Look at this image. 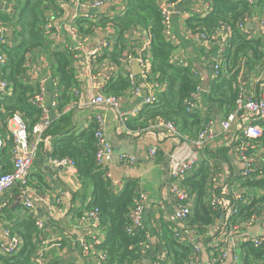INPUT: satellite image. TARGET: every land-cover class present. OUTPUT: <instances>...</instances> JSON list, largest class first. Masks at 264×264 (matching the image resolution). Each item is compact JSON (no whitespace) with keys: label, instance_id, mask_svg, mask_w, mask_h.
<instances>
[{"label":"trees","instance_id":"obj_1","mask_svg":"<svg viewBox=\"0 0 264 264\" xmlns=\"http://www.w3.org/2000/svg\"><path fill=\"white\" fill-rule=\"evenodd\" d=\"M171 1L179 3L177 5L182 2ZM206 1L211 5V11L207 15H193L187 19L186 23L194 33L203 31L210 34L215 32L221 24H226L232 33L226 48L222 74L218 78H210L208 90L203 93L212 114L215 113L213 106H216L219 113H226L235 105L237 90L234 84L242 67L246 70L252 69L262 55L261 40L247 37L246 33L239 28V22L253 17L254 13L263 12L264 0H258L254 4H249L245 0ZM7 2L9 8L6 11L0 10V23L4 29L9 26L16 30L13 36H6L7 43L0 46V50L7 57L6 66L2 68L1 74L11 85V93L0 96V134L5 138L9 134L7 127L9 115L16 112L23 114L29 129H32L42 116V108L34 104L32 100L39 88L35 89L34 85L32 87L28 85L31 84L28 60L38 49L46 50L55 69L61 88L58 96L61 105L63 100L69 99L66 92L77 82L72 67L71 52L48 46L49 19L46 14L57 11L55 1L7 0ZM160 5L161 0H126L125 9L121 15H103L99 21L93 17V19L82 17L76 21L75 26L81 36L94 32L98 26L114 28L118 47L110 57L117 62L121 53L126 50V34L132 30H147L150 37V69L154 77L151 80L160 84L164 83L167 89L158 93L157 103L145 106L141 121L130 119L126 125L130 129L143 130L150 126L151 119L165 118L174 121L184 136L195 138L204 119L198 111L187 112L186 102L197 87L203 85V77L194 74V67L190 63L184 66L172 61L176 45L165 37ZM130 86L129 76L119 75L106 87L108 94L123 95ZM262 125L264 126V121ZM97 129L98 124L93 121L89 128L81 132L73 131L71 128L61 135H54V149L51 156L72 159L82 182L93 185L92 200L86 210L98 209L99 226L105 229L106 235L103 241L93 244L95 250L106 253L107 259L103 264H145L144 261L147 258L152 260V264H189L196 256L193 248L195 242L181 241L171 224H165L161 231L144 227L128 232L131 224L129 212L140 191L138 190L139 182L129 178L121 190L114 189L105 176L108 164L97 161L99 148L96 139ZM7 141L8 144L4 148L0 162L3 163L6 160L10 164L11 140ZM262 141L264 142V135ZM224 150L215 151V166L219 165V160L230 163V158L225 155L226 149ZM9 171L11 168L0 174ZM212 172L210 161L205 158L199 169L185 180V184L196 195L189 224L203 229L213 224L220 215L205 199ZM243 186H249L253 196L239 204L238 211L233 216L234 220L251 216L259 201H264V195L258 199L255 193V190H264V179L244 183ZM181 229L183 228L179 229L180 232ZM11 230L22 239L23 245L20 252L14 256L0 254V263L37 264L32 262L37 252L36 238L39 236L36 220L33 217H27L14 225ZM153 233L158 235L162 244L161 246L156 244L152 250L145 249L146 244L150 245V235ZM218 234L221 235V232L219 231ZM243 247L244 264H264V243L260 247H255L252 242L245 241ZM211 258L214 259V255Z\"/></svg>","mask_w":264,"mask_h":264},{"label":"crops","instance_id":"obj_2","mask_svg":"<svg viewBox=\"0 0 264 264\" xmlns=\"http://www.w3.org/2000/svg\"><path fill=\"white\" fill-rule=\"evenodd\" d=\"M54 1L57 14L51 17L53 28L48 31V46L64 51L67 50L68 45H74V50L70 52L77 82L66 92L69 99L63 100V105H61L62 103L58 99L61 88L46 50L38 49L36 53L30 56L28 64V74L30 76H28L31 79V84L28 85L31 87L34 85L35 89L46 87L49 92H52L53 98L56 87L59 101L58 107L52 106L48 109L52 123L45 133V140L40 143L37 154L34 157L30 176V184L33 189L32 199L36 206V212L47 227V230L43 233V238H36V255L40 249L44 248L43 259L48 264H94L95 262L94 257L88 258L84 255L80 243V238L88 230L87 225L81 220V213L86 211L88 204L92 200L93 185L88 182H82L75 169L54 164L51 161V158H53L51 153L54 149V135H61L71 128H73V131L81 132L90 127L97 115H102L106 120L105 136H107V139L109 136L117 138L116 148L110 140L114 151L116 149V151H121L122 154H127L134 158L133 163H124L119 159L108 163L107 168L114 181L118 183L117 189L121 190L129 178L138 180V190L144 191L149 195L148 205L143 215L145 227L150 230L158 229V231H161L165 224H171L174 231L179 229V227L183 228L181 232L187 239L186 241L197 243L201 250L205 251L206 254L202 253L200 254L201 257H198L203 264H206L205 259H207L209 251L210 253L214 251L209 247V243L220 239L218 232L220 231L221 223L217 219L206 229L192 226L189 223L183 227L178 226L174 217V201L171 198L167 184L163 189V194L161 193L163 182L170 171L167 156L179 147L182 139L170 135L166 130L155 126L157 119H151L152 123L147 129L128 128L126 125L128 120L137 119L141 121L142 112L145 108L141 105L142 98H144L143 94L142 96H135L128 89L123 95H118V108L104 107L93 103V98L96 94H108L106 86L109 82L115 80L119 75H127V69L123 66L125 51L121 53L118 62L110 57L111 53L115 52L118 47L117 35L112 27L98 26L94 32L82 37L83 46H77L73 43L70 32L71 18L72 14L79 9L81 11L82 7L80 8L75 4L74 0ZM48 4L52 6L50 3ZM125 5L126 0H103L100 7H93V0H91L87 10L94 16L93 18L99 21L103 15H121ZM180 5L183 8V12L179 18L172 19L176 45L172 60L185 59L187 63H190L201 72L199 73L203 77V82L207 79L209 81L219 44L217 43L212 48L209 47L200 34L194 33L186 23L187 19L193 15H207L204 12L207 10V2L205 0H182ZM46 15L49 17L48 13ZM253 17H264V11L254 13ZM247 27L255 30V20L248 22ZM15 30L16 28L13 29L8 26L4 29V35L11 37ZM125 37L126 49L135 50V48L141 47L149 58L150 64L149 32L143 29L132 30ZM252 37L258 39L256 35ZM104 38L115 40L114 47L107 49L102 55L97 54L96 57H89L90 52L99 50L100 43ZM133 64L130 67L132 74L136 68L133 67ZM135 78L142 91H147V94L152 91L161 92L167 89L164 83L160 84L153 80L145 81L140 74L135 76ZM135 109H138V113H135ZM214 115L218 133L217 143L210 145L209 149L207 148L203 154L210 161V164H215V151L226 149L225 155L230 158V163L225 160H219L216 170L222 174V189L224 185L229 187L226 188L223 195L230 198L234 192L237 193L238 190L243 189L241 186L238 187V177L234 174V165H237L240 169V163L233 147L225 146L227 143L223 142V140L228 141V135L219 126L222 115H220L218 110ZM153 147L157 148L154 156L150 152ZM10 168L12 169L11 163L9 164L6 160L3 163L0 162V173L4 170H10ZM194 172H190L184 181L189 176H192ZM222 189L218 192L222 193ZM21 194L22 188L17 184L10 185L0 193V223L10 225L12 228L27 217L35 219L33 213L22 205ZM95 232L102 241L106 235L105 229L98 227ZM259 233H264V223L260 222L259 225L252 229V232L236 234L233 237H236V239L228 242V248L232 247L234 254L239 257V260L233 261L232 264H244V238L247 234L259 235ZM153 237H156L157 246H161L162 243L158 235L153 233L150 235V239ZM59 238L64 239L63 247L56 245L55 240ZM95 243L93 242V244ZM35 259H37L36 256L32 262H35Z\"/></svg>","mask_w":264,"mask_h":264},{"label":"built area","instance_id":"obj_3","mask_svg":"<svg viewBox=\"0 0 264 264\" xmlns=\"http://www.w3.org/2000/svg\"><path fill=\"white\" fill-rule=\"evenodd\" d=\"M90 1L91 0H74L75 4L80 8L82 7V10L80 11L79 9L72 14L70 32L73 43L79 47L83 46V36L79 34L75 23L82 17L93 19L92 17L94 16L87 10ZM180 1L182 0H179V2ZM245 1L249 4H254L258 0ZM102 3L103 0H93V7H100ZM177 4L179 3L171 0H161L160 5L165 26L164 34L173 44H175V39L173 35L171 10ZM208 6L210 7L208 8ZM8 8L9 3L7 0H2L0 10L6 11ZM206 9L207 10L204 12L208 14L211 11V5L208 2ZM56 14L57 11L48 13L49 17L47 16V18L50 20L47 26L48 30L53 28L51 17ZM253 20L256 22L255 30L247 27V23ZM238 26L246 33L247 37L256 35L257 38L261 40L262 46H260V51H262V55L252 69L246 70L242 67L234 84L237 90L235 105L230 111L220 113L222 118L220 119L219 126L221 130L228 135V141L222 140L227 143L225 146L233 147L234 153L238 158L240 163L239 174L237 175L239 182L238 187L241 186L243 189L238 190L237 193L234 192L230 198L224 196L223 194L226 188L229 187L224 185L222 189V174L218 173L215 164L211 163L213 172L208 181L205 199H207L209 205L212 206L213 209L220 213L218 221L221 223L220 239L209 243V247L214 250L207 255V260L211 264H224L227 261L230 251L228 242L232 241L236 234L247 233L249 231L252 232V229L260 224V218L263 219L264 223V201L262 200L259 201V204L256 206L251 216L244 219H233V216L238 211L239 204L248 201L250 196H253L250 192L252 189H247L243 186L244 183L264 179V142L262 141L264 135V126L262 125V121H264V17L246 18L241 20ZM199 34L209 47L212 48V46L217 43L219 44L211 75L212 79L218 78L222 74V69L226 60V48L228 40L231 37V31L226 24H221L213 33L208 34L202 31L199 32ZM7 41L8 38L4 35V27L0 23V46L6 44ZM114 44L115 40L109 38L102 39L99 50L90 52L89 57H96L97 54H104L107 49H112ZM67 50L69 52L73 51L74 45H68ZM124 54L123 66L127 69V75L131 83L129 90L135 96H142V88L135 78L137 75L131 73L130 67L135 60H138L142 67V72L140 74L141 78L145 81H151L154 77L150 69L149 58L141 47H137L135 50L126 49ZM172 61L184 66L189 65L185 59H174ZM6 63L7 57L4 55V52L0 50V96L11 93L10 82L3 78L1 74V70L6 66ZM193 72L195 75H201L195 68ZM50 92L46 87H41L32 97L33 103L42 108V116L40 120L34 124L32 129H29L28 122L24 118V115L16 112L9 115L7 118V127L9 131L7 138L0 134V159L2 158L4 148L7 146V140L9 139L11 140L9 153L12 165L11 171L0 174V193L12 184H17L22 188L21 203L26 209L33 213L35 217L36 226L39 230L38 238H43V233L47 230V227L43 219L39 217L36 212V206L32 199L33 189L30 184V176L34 157L37 154L40 143L45 140V133L52 123L48 114V109L45 106V96ZM54 92L55 96L52 106L58 107V89L56 87ZM204 92L203 85H199L186 102L187 112L198 111L204 119L203 125L195 138L184 136L176 123L172 120L159 118L155 124L153 123L155 126L166 130L170 135L182 139L179 147L170 153V171L167 181L171 198L174 201V217L178 226L182 227L189 223L195 200V194L192 192L191 188H188L185 184L184 179L190 172L199 169L201 163L205 159L203 153L210 145L217 143L216 141L218 138L215 115L211 113V108L204 100ZM158 93V91H152L147 97L142 98V107L157 103L159 101ZM118 100L119 96L116 94L98 93L94 96L93 103L104 107L118 108ZM134 111L138 113V109ZM95 121L98 124V129L96 131V139L99 146L97 161L101 164H108L113 161L114 149L110 140L105 136L104 128L106 120L102 115H97ZM150 152L154 156L157 152V148H151ZM119 160L124 163H133L134 158L127 154H122L119 156ZM51 161L57 166L75 169L74 162L70 158H51ZM105 176L110 180L114 189H117L118 183L114 181L109 170H107ZM220 189H222V193L218 192ZM262 195H264V190H258L256 198L260 199ZM148 198L149 195L146 192L139 191L135 198L134 205L129 212L131 224L128 228V232H133L136 228L142 229L145 227L143 215L148 205ZM81 220L88 227L83 237L80 238L82 251L88 258H95L94 264H103L107 259L106 253L97 251L93 248V242H101L99 239L100 237H98V234L95 232V229L100 227L98 209L93 208L86 210L82 213ZM180 228L181 227H179V229ZM179 229L176 230V235L181 241H186L187 239L181 235ZM59 239L55 240L56 245L63 247L64 239ZM245 241L252 242L255 247H260L264 243V235L247 234L244 238V242ZM22 245V239L12 232L10 225L0 223V254L14 256L20 252ZM144 248L150 249V245L146 244ZM193 248L196 256L189 264H203L199 259V257H201V247L195 243ZM44 254V248L40 249L36 255L37 259H35L37 264H48V262L43 259ZM212 255H214V259L211 258ZM238 260L239 257L234 254L233 261Z\"/></svg>","mask_w":264,"mask_h":264},{"label":"water","instance_id":"obj_4","mask_svg":"<svg viewBox=\"0 0 264 264\" xmlns=\"http://www.w3.org/2000/svg\"><path fill=\"white\" fill-rule=\"evenodd\" d=\"M1 5H2V0H0V9H1ZM183 12V8H182V6L181 5H177V6H175V7H173L172 8V10H171V15H172V19H174V18H179V16H180V14ZM133 67H136L134 70V75H138V74H141V72H142V67H141V64H140V62L138 61V60H135L134 61V64H133ZM207 79V78H206ZM208 87H209V81H208V79L207 80H205L204 82H203V89H204V91H207L208 90ZM148 96V94H147V91H144L143 92V97L145 98V97H147ZM52 102H53V96H52V93L50 92V93H48L46 96H45V106H46V108L47 109H50L51 107H52ZM213 110H214V112H215V114L217 113V110H216V106H213ZM110 138V139H109ZM109 140H111L112 142H113V146H115V148L117 147V138H115V137H113V136H109ZM120 154H122V152L121 151H116V149H115V151H114V154H113V158H112V160L113 161H118V159H119V155ZM167 160H168V168H169V162H170V155H168L167 156ZM234 169H235V172H234V174H236V175H238L239 174V168L237 167V165H234ZM168 177H169V172L167 173V176H166V178H165V180H164V182H163V185H162V189H161V193L163 194V189H164V187H165V185L167 184V181H168ZM163 204H164V202H163ZM165 205V204H164ZM259 222H261V223H263V219L262 218H260L259 219ZM254 235H256V234H254ZM259 235H264V233H259ZM156 237H153V238H151V250H152V248L153 247H155L156 246V239H155ZM202 238V240H203V236L201 237ZM233 239H236V237L235 238H233ZM206 254L205 253V251H201V254ZM233 257H234V251H233V249H232V247L230 248V251H229V254H228V261H226V263L225 264H232V262H233ZM144 263L145 264H152V260L151 259H149V258H147V259H145V261H144ZM205 263L206 264H210L209 263V261L207 260V259H205Z\"/></svg>","mask_w":264,"mask_h":264},{"label":"rangeland","instance_id":"obj_5","mask_svg":"<svg viewBox=\"0 0 264 264\" xmlns=\"http://www.w3.org/2000/svg\"><path fill=\"white\" fill-rule=\"evenodd\" d=\"M247 189L249 188L248 186H245ZM255 190V189H254ZM258 192V190H255V193H257Z\"/></svg>","mask_w":264,"mask_h":264},{"label":"clouds","instance_id":"obj_6","mask_svg":"<svg viewBox=\"0 0 264 264\" xmlns=\"http://www.w3.org/2000/svg\"><path fill=\"white\" fill-rule=\"evenodd\" d=\"M217 110V109H216Z\"/></svg>","mask_w":264,"mask_h":264}]
</instances>
